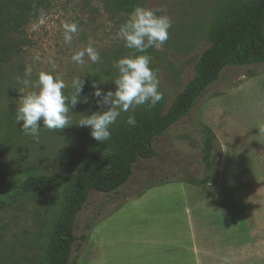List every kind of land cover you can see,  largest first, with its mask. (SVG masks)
<instances>
[{
  "label": "rangeland",
  "instance_id": "obj_1",
  "mask_svg": "<svg viewBox=\"0 0 264 264\" xmlns=\"http://www.w3.org/2000/svg\"><path fill=\"white\" fill-rule=\"evenodd\" d=\"M112 2L43 0L47 14L44 23L33 30L32 25L39 23L37 17L23 29L19 37L27 42L23 52L10 62L0 79V197L10 193L27 171L54 176L73 174L103 152L102 143L91 136L90 128L78 122L84 115L107 110V105L98 107L91 98L92 84L95 82L104 92L115 91L113 81L119 74L114 61L129 55H149L150 67L158 71L159 91L163 93L160 103L166 112L193 79L197 61L211 45V34L251 0H138V6L163 8L157 15L167 14L172 21L163 47L149 48L146 53L125 47L117 36L130 13L117 12ZM73 21L78 23L79 31L68 46L63 40V24ZM89 45L97 49L102 61L92 63L86 56L84 65L72 62L74 52ZM37 54L40 61L34 63ZM28 66L32 73L27 78L32 81L41 71L62 77L68 85L67 94L72 91L74 78L80 76L85 81L83 94L90 100L70 109L72 125L50 130L41 121L37 138L21 131L23 122L16 124L15 116L22 95L19 90L23 88L19 79L25 78ZM8 90L12 92L9 99ZM148 109V105H141L121 112L110 131L130 114ZM202 126L213 131L217 147L216 172L205 187L201 185L205 178ZM153 147L157 156L137 162L132 177L118 192L90 193L75 229L77 237L86 235L88 240L82 243L80 252L74 250L72 259L77 264H87L93 257L92 232L97 226L99 264L106 242L119 244L122 238L128 241L136 226L143 224L133 226L135 216L148 223L152 218L167 220L170 215H182L186 200L175 185H183L192 217H199L206 228L220 226L215 239L232 234L248 264H264V65L225 68L190 116L156 139ZM149 186L154 187L147 190ZM144 191L137 200L145 199L144 204L136 212L135 199ZM149 192L152 193L146 197ZM63 201L64 187L59 185L33 192L1 210L0 264H45ZM230 225L232 228L226 232ZM253 232L259 238L256 244Z\"/></svg>",
  "mask_w": 264,
  "mask_h": 264
},
{
  "label": "trees",
  "instance_id": "obj_2",
  "mask_svg": "<svg viewBox=\"0 0 264 264\" xmlns=\"http://www.w3.org/2000/svg\"><path fill=\"white\" fill-rule=\"evenodd\" d=\"M42 1L36 5L28 0L0 2V79H3L10 62L22 54L27 42L19 37L25 26L38 17L34 13L35 9L43 8ZM112 5L117 12L129 14L138 6V0H113ZM252 65H264V0H251L211 34V45L197 61L193 79L166 112L159 102L145 112L130 114L135 116L136 126L127 124L129 115L123 124L110 131V139L100 146L103 152H98L77 173L62 176L29 171L23 173L24 179L10 193L0 197V211L33 192L63 186L64 201L50 239L45 264H77L72 259L73 252H80L82 243L88 237L75 235L76 221L90 193L118 192L132 177L137 162L157 156L154 141L190 116L198 100L218 82L225 68ZM7 92L12 95L11 90ZM201 134L205 167V178L201 185L205 187L216 172L217 147L216 136L211 129L202 126ZM152 187L149 186L147 190ZM144 193H140L138 198Z\"/></svg>",
  "mask_w": 264,
  "mask_h": 264
},
{
  "label": "clouds",
  "instance_id": "obj_3",
  "mask_svg": "<svg viewBox=\"0 0 264 264\" xmlns=\"http://www.w3.org/2000/svg\"><path fill=\"white\" fill-rule=\"evenodd\" d=\"M35 8V6H34ZM163 8L156 10L137 6L129 14V18L120 25L117 36L124 41V46L133 49L136 53H146L149 48L159 50L169 39V29L172 27L171 18L167 15H157ZM39 23L32 25L36 30L46 19L43 8L35 9ZM63 40L68 46L72 45L74 35L79 31V25L73 21L63 24ZM92 63L101 62L102 58L97 49L91 45L75 51L71 56L72 62L78 65L86 63L85 57ZM40 61L39 54L33 57V62ZM149 55H129L113 62V67L118 70V77L113 81L115 91L104 92L95 82L92 99L98 107L107 105V110L96 111L91 115L80 118L78 125L89 127L91 136L103 143L110 139V127L116 123L121 112H129L137 106L148 105L155 107L162 99L163 93L159 91L158 71L150 67ZM31 66L26 67L25 78L19 79L23 88L19 107L16 110V124L23 122L21 131L26 135L37 138L42 126L50 130H62L72 125L69 112L78 103H89L90 97L83 94L85 81L77 76L71 82V93L65 90L68 85L59 75L41 71L38 79L32 81ZM32 89L26 94L24 89ZM134 115H130L127 124L136 126Z\"/></svg>",
  "mask_w": 264,
  "mask_h": 264
},
{
  "label": "crops",
  "instance_id": "obj_4",
  "mask_svg": "<svg viewBox=\"0 0 264 264\" xmlns=\"http://www.w3.org/2000/svg\"><path fill=\"white\" fill-rule=\"evenodd\" d=\"M175 189H180L179 192L186 200L183 202L182 215H170L167 220L152 218L150 221L146 217L148 223H144L143 218L138 219L135 216L133 226L137 222L143 224L136 226L133 237L128 241L122 238L119 244L106 242L99 264H248L243 253L240 254L238 242L233 235L226 233V237L220 235L215 239L221 227L212 225L213 228H206V224L200 221L199 217L196 219L192 217L186 188L183 185H175ZM151 193L145 196L148 197ZM139 199H135L136 212L141 208L138 206L145 201V199L137 201ZM98 228L99 226L92 232L95 253L87 264H97L96 256L100 252V246L95 233ZM231 228L232 225L226 227V232ZM254 235L256 244L259 238H256V232Z\"/></svg>",
  "mask_w": 264,
  "mask_h": 264
}]
</instances>
